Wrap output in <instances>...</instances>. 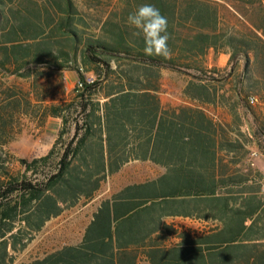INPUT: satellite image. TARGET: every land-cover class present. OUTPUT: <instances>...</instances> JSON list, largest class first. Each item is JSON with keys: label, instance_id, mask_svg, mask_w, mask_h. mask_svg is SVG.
<instances>
[{"label": "trees", "instance_id": "obj_1", "mask_svg": "<svg viewBox=\"0 0 264 264\" xmlns=\"http://www.w3.org/2000/svg\"><path fill=\"white\" fill-rule=\"evenodd\" d=\"M263 1H123L120 22L106 19L99 34L85 37L80 47L81 36L71 23L72 0H51L63 14L58 27L65 28L66 48L58 49L38 40L39 11L0 9V264H12L13 254L46 222L92 199L106 178L130 161H149L164 173L103 200L79 244L26 264H136L140 254L149 264H264V174L244 163L250 141L217 124L201 106L164 107L159 98L160 71L168 69L190 77L186 98L213 104L214 95L199 75L212 72L204 63L210 50L228 54L231 62L242 57L246 82L264 88ZM221 2L239 29H224ZM143 3L167 17L170 58L145 55L142 37L127 23ZM53 60L61 64L52 65ZM71 63L92 72L95 81L85 83L79 73L83 87L75 88L69 102L46 105L41 118H60L65 126L79 109L73 136L60 145L62 129L45 156L19 159L25 173L14 175L4 147L13 139L12 123L27 114L19 108L31 99L27 93L22 103L15 86L5 81L28 79L32 66L62 72ZM54 157L55 170L37 178L34 168ZM173 217L211 226L194 234L168 224ZM169 238L176 244L169 246Z\"/></svg>", "mask_w": 264, "mask_h": 264}, {"label": "rangeland", "instance_id": "obj_2", "mask_svg": "<svg viewBox=\"0 0 264 264\" xmlns=\"http://www.w3.org/2000/svg\"><path fill=\"white\" fill-rule=\"evenodd\" d=\"M51 0H0V9L3 11H19L31 8L40 12V23L43 27L38 40H45L52 44L54 49L64 47L65 28L58 27L62 13L50 2ZM127 0H72L75 14L72 16V27L81 36V47L84 38L99 34L101 24L106 19L112 22H120L122 19V4ZM264 3V1H263ZM45 10L49 19L45 20ZM221 15H223L224 29H239V23L232 16L231 10L221 2ZM208 71L199 74L208 85L211 95H214V103H198L186 98L183 91L190 81V77L176 71L161 69L159 98L164 107L177 106H201L205 112L217 123L227 129H237L250 141L247 149L249 154L244 161L246 165L259 170L264 174V88L250 86L244 76L246 75L244 60L242 57L229 61V55L214 53L210 50L204 59ZM60 61H54L52 65H60ZM70 68L58 72L55 66L29 67L28 79H16L9 77L6 86H15L14 91L22 99L27 93L30 95V105H22L19 110L27 114L20 115L12 123L13 139L4 147L8 156V168L14 175H23L24 167L19 159L31 161L45 156L59 132L63 129V137L60 145L67 142L74 133V120L80 116L79 109L72 112L65 126L60 118L47 116L41 118L46 105L60 102H69L75 95V85L79 73L84 79L96 76L92 72H86L78 63V69L73 63ZM38 81V82H36ZM42 84V85H40ZM60 86L63 88L60 89ZM42 95H49L45 103L41 105L38 100ZM254 96L255 104H249L247 98ZM56 157V156H55ZM47 164H39L36 168L37 178L43 174L55 170L56 158ZM164 173V169L149 161H130L117 173L108 176L101 184L94 197L88 201L80 200L75 206L65 209L59 216L50 219L42 229L36 233L31 242L23 249L13 254L12 264H26L36 259H41L64 246L77 245L81 242L84 230L92 220L100 203L110 198L124 186L142 183L154 179ZM29 176V174H28ZM167 223L178 230H187L194 234H200L208 230L210 223L196 219L173 217L167 218ZM168 245L175 244V239L170 238ZM136 264H147L142 254L138 256Z\"/></svg>", "mask_w": 264, "mask_h": 264}, {"label": "clouds", "instance_id": "obj_3", "mask_svg": "<svg viewBox=\"0 0 264 264\" xmlns=\"http://www.w3.org/2000/svg\"><path fill=\"white\" fill-rule=\"evenodd\" d=\"M127 23L136 31L134 35L140 36L144 42L143 52L147 56L170 58L172 51L168 45V20L160 9L152 3H143L127 17ZM110 66L115 69L116 63Z\"/></svg>", "mask_w": 264, "mask_h": 264}, {"label": "built area", "instance_id": "obj_4", "mask_svg": "<svg viewBox=\"0 0 264 264\" xmlns=\"http://www.w3.org/2000/svg\"><path fill=\"white\" fill-rule=\"evenodd\" d=\"M95 81V79H93V77H89V78H86V79H84V82L85 83H92V82H94ZM75 87L76 88H82L83 87V84H82V82H80L79 80L76 82V85H75ZM247 102L249 103V104H255L256 102H257V99L254 97V96H249L248 98H247Z\"/></svg>", "mask_w": 264, "mask_h": 264}, {"label": "crops", "instance_id": "obj_5", "mask_svg": "<svg viewBox=\"0 0 264 264\" xmlns=\"http://www.w3.org/2000/svg\"><path fill=\"white\" fill-rule=\"evenodd\" d=\"M169 239H170V238H169ZM169 239H168V240H169ZM174 239H175V238H174ZM168 240H167V241H168ZM176 242H177V240L175 239V244H176ZM173 245H174V244H173ZM169 246H172V245H169ZM144 258H145V256H144ZM137 259H138V258H137ZM145 259H146V258H145ZM136 262H137V260H136ZM146 262H147V264H149L148 261H147V259H146Z\"/></svg>", "mask_w": 264, "mask_h": 264}]
</instances>
